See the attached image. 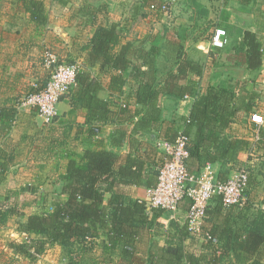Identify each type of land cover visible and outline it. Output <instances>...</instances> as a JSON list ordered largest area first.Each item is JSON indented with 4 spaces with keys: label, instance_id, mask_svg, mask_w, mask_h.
<instances>
[{
    "label": "trees",
    "instance_id": "trees-1",
    "mask_svg": "<svg viewBox=\"0 0 264 264\" xmlns=\"http://www.w3.org/2000/svg\"><path fill=\"white\" fill-rule=\"evenodd\" d=\"M23 1L33 21L38 25L48 22L46 5L42 0ZM100 7L102 11L104 6ZM85 8L95 16L99 12V7L91 4ZM242 46L248 48L249 68H259L263 48L257 34L247 31ZM84 50L87 51L89 66L99 65L110 77V90L127 94V101L119 104L100 98L96 80L88 71L78 73V84L70 90L72 104L88 109L86 123L90 125L89 135L95 140H89L90 144L78 158L69 159L65 173L60 176L63 183L61 193L67 195V199L54 201L51 210L29 214L24 222L18 220L17 231L32 236L29 240L9 241L7 246L12 253L9 261L13 264L15 256L35 261L55 245L63 247L69 258L75 261L86 243L102 236L105 238V250L119 249L125 256L140 251L149 243L153 228H160L158 218L167 210L149 209L146 200L133 199L122 188L129 185L156 187L160 168L168 159L157 143L174 142L180 130L191 137L187 165L195 161L203 166L219 162V180L228 179L225 174L232 168L235 171L243 168L236 166V157L238 151L250 143L231 138L230 128L239 112L234 85H210L201 91L199 84L203 65L181 52L174 66L161 70L157 63L159 49L124 43L116 23L99 24ZM47 82L31 92L40 91ZM187 95L195 98L189 116L164 117V96L179 101L186 99ZM256 98L257 94L253 93L251 99ZM114 105H117V111L113 109ZM16 112L15 108L1 112L0 120L8 125ZM114 115L132 124L128 136L131 150L127 155L107 149L97 138L99 127L94 123L111 122ZM122 130L126 133L127 128ZM1 164L0 183L7 169ZM227 164L232 168H227ZM244 168L249 172L250 183V168ZM185 200H188L189 210L191 199ZM246 206L228 207L221 195L213 198L204 231L216 237L218 243L207 241L202 252L193 249L198 236L191 234L187 222L182 225L171 219L165 245L160 248L153 240L154 247L149 250L144 264H224L231 261L236 264H264V208L260 206L248 214L250 207ZM16 213L13 206L0 208V228Z\"/></svg>",
    "mask_w": 264,
    "mask_h": 264
},
{
    "label": "crops",
    "instance_id": "crops-1",
    "mask_svg": "<svg viewBox=\"0 0 264 264\" xmlns=\"http://www.w3.org/2000/svg\"><path fill=\"white\" fill-rule=\"evenodd\" d=\"M42 1L48 14L45 25L32 20L23 0H0V113L14 108L17 111L8 125L0 120V164L7 168L0 186L8 183L6 191L10 194L18 191L30 194L26 202H22L26 204L21 208L22 212L15 207L17 213L14 217H23L16 219L24 222L29 214L39 213L43 204L49 206L54 201L66 200L67 195L61 193L63 183L60 176L65 173L69 159L78 158L90 144L89 140H95L89 135L90 125L86 123L88 109L74 107L70 92L57 105L59 114L51 124L45 122L36 108L23 106L20 100L49 80L51 69L46 66L45 52L49 50L55 53L58 63L80 62L81 72L88 71L99 85L100 98L119 104L127 101V94L110 90V77L99 65L89 66L87 51L84 50L99 24L112 23L118 25L124 43L130 42L139 48L156 46L161 70L174 66L179 52L200 62L204 68L199 84L201 91L210 85H234L238 114L249 110V102L253 101L249 110V115L255 113L253 122L243 123L240 115L230 130L231 138L250 143L239 150L236 157L237 165L250 168L251 182L246 193L247 206L250 207L248 214L260 206L264 208V204L257 205L260 200L257 192H264V90L253 88L254 80L264 85V40L260 37L264 34V11L254 5L256 0H178L169 13L153 10L151 4L156 0ZM88 4L99 7L96 16L85 8ZM100 6H104L102 11ZM217 28L227 31L228 43L224 48L212 45V36ZM247 31L256 33L262 42V65L257 69L249 68L248 48L242 46V38ZM253 93L257 94L255 100L251 99ZM194 101L191 95L179 101L164 96V117L189 116ZM113 109L117 111V105ZM112 120L94 123L99 127L97 138L107 149L127 155L131 150L128 136L132 124L116 115ZM122 128H127L126 133H122L125 132ZM213 166L218 174L221 164L217 162ZM202 167L198 161L188 164L192 172ZM227 168H232L231 164H227ZM235 172L232 168L225 175L230 177ZM13 178L27 180L29 186L20 187L22 181L13 186ZM149 189L137 185L122 188L127 196L144 200L148 199ZM188 208V200H184L175 218L169 211L160 216L158 222L166 234L156 235L154 227L149 243L135 255L125 256L119 249L110 248L106 252L102 236L86 243L79 251V259H84L83 264H144L149 250L154 247L152 241L160 248L164 246L171 219L183 225ZM5 251L12 255L7 246Z\"/></svg>",
    "mask_w": 264,
    "mask_h": 264
},
{
    "label": "built area",
    "instance_id": "built-area-1",
    "mask_svg": "<svg viewBox=\"0 0 264 264\" xmlns=\"http://www.w3.org/2000/svg\"><path fill=\"white\" fill-rule=\"evenodd\" d=\"M178 0H159L151 5L153 10L169 13ZM228 43L227 31L217 28L212 37V45L224 48ZM46 52V66L51 69V76L46 86L38 92H31L21 99V105L36 108L47 124L53 123L58 116V104L63 96L78 84L81 63H58L52 51ZM157 146L167 155L166 163L160 168L159 182L149 189L148 208H161L172 213L175 218L179 205L186 198L191 199V207L186 215V222L191 234L207 241L218 243V239L204 231L208 208L216 195H221L226 206H244L247 201L246 190L249 185V172L240 168L226 180L217 178L212 163H207L201 170H189L187 160L190 156L191 137L180 130L174 142L159 141ZM8 205L0 202V208ZM21 235V236H20ZM25 232L17 231L13 237L18 241L29 240ZM34 237V235H33Z\"/></svg>",
    "mask_w": 264,
    "mask_h": 264
},
{
    "label": "rangeland",
    "instance_id": "rangeland-1",
    "mask_svg": "<svg viewBox=\"0 0 264 264\" xmlns=\"http://www.w3.org/2000/svg\"><path fill=\"white\" fill-rule=\"evenodd\" d=\"M254 5H258L259 8L264 11V0H260V1L256 0L254 2ZM238 35L239 34H236L237 37H238ZM242 36L243 35H241V37ZM260 37L263 38V40H264V34H260ZM243 38H242V40H243ZM253 88H257L258 90L263 91L264 85L262 84L261 81L257 82L256 80H254ZM21 99L23 100L24 96ZM249 110L248 109L246 111L244 110L245 112L242 111L240 114H238V116L241 115V119H242L243 123H245V124H249L248 122H253V119H254L255 113L249 115L250 114ZM256 122L257 121H254V123H256ZM242 130H244V129H242ZM245 132L246 131H242L241 133H245ZM237 167H245V166L244 165L241 166V164L240 165L238 164ZM237 170H239V168H237ZM20 178H22V177H20ZM22 179L13 178V179H11L12 180L11 184H13V186H15L14 184H18L20 181H22L20 187H23V186L28 187L29 186L27 183L28 181L27 180L23 181ZM7 186L9 187L8 183H7V185L0 186V202L1 203L6 202L8 206H13V207L17 206V208H19L18 212H22L21 208H23V205H26V204H22V202L23 201L26 202V200L28 198L27 195H30V194L27 192H24V191L23 192L18 191V193H12V194L7 193V191H6V189L8 188ZM259 192L260 191L257 192V195L259 196L260 200H259V204H257V205H262V204H264V192H262V191L260 193ZM247 201H248V199H247ZM247 201H246V204H247ZM27 202H30V201H27ZM260 202H261V204H260ZM47 205L43 204L44 207L41 210H39V213L48 211V209H50V210L52 209V204L49 206H47ZM17 217H19V216L14 217V220H10V222H8L7 224L3 225L0 228V264H13L9 261V258H11L12 255H9L5 251V248H6L7 244L9 243V241L16 240L15 239L16 237H13V234H15L17 232V228H18L17 227L18 226V223H17L18 219H16ZM22 218L23 217H21L20 219H22ZM164 230L165 229L158 228V229H156V232H159L160 236H164V234H166V232ZM16 241H18V240H16ZM206 244H208L207 240H205L204 238H199V237L197 238L196 237V243H195L193 249L196 252H198ZM4 246H5V248H4ZM83 252H85V251H83ZM41 257H42V259L38 258L35 261L34 260L32 261V260H30L28 258H24V257H18L17 259L15 258V264H83V260H84V259H82V261H81L79 259V257L75 261L71 260V258H69V256L67 255V252L65 251V249L59 245H55L54 247L50 248L48 250V252L45 254V256L42 255ZM224 264H236V263L235 262L233 263V261H231L230 263L227 262Z\"/></svg>",
    "mask_w": 264,
    "mask_h": 264
}]
</instances>
